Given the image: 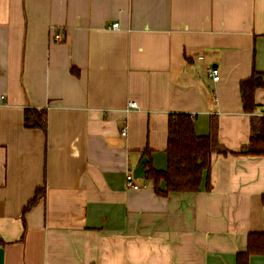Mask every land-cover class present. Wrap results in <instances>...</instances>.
<instances>
[{"label": "crops", "instance_id": "1", "mask_svg": "<svg viewBox=\"0 0 264 264\" xmlns=\"http://www.w3.org/2000/svg\"><path fill=\"white\" fill-rule=\"evenodd\" d=\"M253 72L264 0H0V264H237L264 234V156L213 154L209 190L164 197L143 153L167 169L171 114L242 150L264 113V88L243 110Z\"/></svg>", "mask_w": 264, "mask_h": 264}, {"label": "trees", "instance_id": "2", "mask_svg": "<svg viewBox=\"0 0 264 264\" xmlns=\"http://www.w3.org/2000/svg\"><path fill=\"white\" fill-rule=\"evenodd\" d=\"M263 88L264 76L256 72L240 84L243 110L246 114L255 113L258 107L255 104V92ZM25 127L47 133L46 110L26 109ZM251 131L249 143L239 152H231L219 143L216 120L211 122L209 135L200 137L195 131L194 116L171 114L166 149L168 167L165 171H157L150 160L151 151L146 149L143 155L148 156L149 161L146 165L145 179L151 183L157 195L164 197L172 193H196L204 184L206 190H209L213 154L264 156V114L252 116ZM161 184L165 185V189H162ZM44 193V188L38 189L25 212L37 204ZM251 255H264V234H251L248 237L247 250L238 254L237 264H249Z\"/></svg>", "mask_w": 264, "mask_h": 264}, {"label": "built area", "instance_id": "3", "mask_svg": "<svg viewBox=\"0 0 264 264\" xmlns=\"http://www.w3.org/2000/svg\"><path fill=\"white\" fill-rule=\"evenodd\" d=\"M112 29L113 30H118L119 29V24H114L112 26ZM54 39L56 41H60L61 40V37H60L59 34H55ZM209 73H210V76L212 77V79H213L214 82H217L219 80L220 76H219V70L217 68H211V69H209ZM136 108H137V105H136L135 102H130L128 104V109L129 110L130 109H136ZM122 135L123 136H126L127 135V130L126 129L123 130ZM126 185H127L128 188L133 189V190H139V189H141L143 187V185L135 182L133 180V178H132L131 175H128L126 177Z\"/></svg>", "mask_w": 264, "mask_h": 264}]
</instances>
